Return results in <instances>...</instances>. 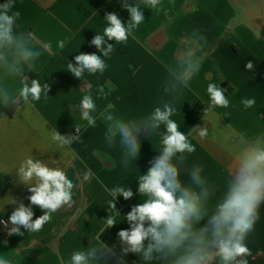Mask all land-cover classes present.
Listing matches in <instances>:
<instances>
[{"label":"crops","instance_id":"obj_1","mask_svg":"<svg viewBox=\"0 0 264 264\" xmlns=\"http://www.w3.org/2000/svg\"><path fill=\"white\" fill-rule=\"evenodd\" d=\"M128 2L134 6L136 0ZM122 3L123 0H17L16 10L21 12L18 31L31 34V46L41 52L32 71L25 65L22 74L29 82L37 78L49 83L50 91L46 101L42 97L29 105L23 101L18 106L0 105V220L7 221L20 202L30 206L28 186L15 173L29 155L47 162L49 167H56L52 161H58L75 184V203L54 213L38 233L22 228L24 235L9 236L0 224V256L14 257L20 264H61V259L68 264L74 251L100 243L95 237L104 227L102 220L108 215L106 205L111 199L105 187L120 185L133 191L127 201L117 198L121 217L143 202L136 178L146 173L149 162L159 154V133L148 136V131L142 130L143 135L138 136L140 154L125 167L118 142L111 148L106 144L107 123L98 114L105 112L124 121H138L155 107H162L163 102L171 101L166 91L169 69L175 66L177 53L190 46L203 56L202 66L176 99V113L171 117L196 146V151L187 157L186 167L201 165L209 183L222 190L236 154L246 143L264 139V0H162L160 11L142 9L145 22L126 43L108 41L113 43V51L102 57L90 42L96 34H103L107 13H116L127 25L130 14ZM61 41L63 48L59 47ZM79 52L101 56L106 64L104 73L74 77L66 67L69 62L75 63ZM249 61L254 64L253 71L245 68ZM0 80L13 90L20 87L19 78L4 76L2 71ZM209 83L220 84L226 90L228 108L203 112L210 103L206 91ZM98 86L104 87L106 98L98 95ZM89 92L97 105V123L78 134L75 125L85 123L80 120L78 104ZM252 97L256 104L245 109L241 100ZM198 126L208 127V137L198 136L193 129ZM53 129L80 138L69 148L58 150L50 142ZM233 131L236 135L226 139ZM88 170L92 175L85 180ZM180 178L188 183L186 173ZM31 207L33 219L43 215L38 206ZM259 212L260 219L247 241L253 253L250 264H264V203ZM120 219L100 236L101 242L114 247L117 254L107 264H116L120 256L117 233L130 227ZM204 223L206 220L198 227ZM124 264L142 261L129 253Z\"/></svg>","mask_w":264,"mask_h":264},{"label":"clouds","instance_id":"obj_2","mask_svg":"<svg viewBox=\"0 0 264 264\" xmlns=\"http://www.w3.org/2000/svg\"><path fill=\"white\" fill-rule=\"evenodd\" d=\"M16 3L17 0L0 3V71L4 76L19 78L20 85L13 90L0 80V105L5 107L18 106L21 101L29 105L42 97L46 101L50 91L49 83H41L37 78L29 82L27 76L22 74L25 65L27 70L32 71L41 52L31 46V34L18 31L21 12L16 10ZM122 6L130 14L127 25L116 13H107L104 17L107 26L103 34H96L90 42L102 53V57H108L113 51V43L108 41L126 43L145 22L143 8L151 11L163 8L162 0H136L134 6L128 0H123ZM59 47H64L63 41ZM102 57L95 53L79 52L74 57V64L67 63L66 70L78 79H82L85 73L102 75L106 69ZM202 62L203 56L198 54L195 47L179 51L176 64L169 69L166 80V91L172 100L163 102L162 107H155L147 117L138 121H124L110 113L98 114L107 123L104 134L106 144L111 148L118 142L125 167L129 160H135L140 154L138 136L143 135L142 130H147L148 136L159 133L162 147L149 162L146 173L136 178L137 191L143 202L132 206L121 217L116 205L117 198L123 197L127 201L133 197V191L127 186L105 187L111 199L106 205L108 215L102 220L104 227L95 237L100 243L74 251L68 264H107L116 257L114 247L101 242L100 236L118 224V217L120 221L126 220L130 227L117 233L120 256L116 264H124V257L129 253L137 255L142 264H250L253 253L247 241L260 219L259 209L264 203V139L257 138L246 143L236 154L235 165L229 170L220 190L209 183L201 165L186 167L187 157L196 151V146L190 141L189 134L181 132L178 123L171 119L176 113V99L198 74ZM245 68L253 71L254 64L249 61ZM97 91L100 97L106 98L103 86H98ZM206 91L210 103L203 112H211L216 107H229L230 100L220 84L209 83ZM256 102L255 97L241 100L245 109L253 107ZM78 105L80 120L85 122L75 125L79 134L81 129L86 131L96 126L97 105L91 92L83 95ZM193 129L198 131L201 139L209 135L206 126ZM235 135L233 131L226 139ZM49 137L50 142L60 150L69 148L79 140L80 135H62L53 129ZM52 163L57 166L49 167L47 162L31 155L21 161L15 173L19 181L28 186L30 206L20 202L7 221L0 220L9 236L24 235L22 228L28 233H38L51 221L54 213L75 203V184L58 161ZM182 173L187 174L188 183L181 180ZM91 175V170H88L84 179H89ZM11 203L17 202L12 200ZM31 206H38L43 215L33 219ZM205 220L206 223L198 227ZM3 243L7 245L6 240ZM0 264H20V261L14 257L0 256ZM61 264H64L63 259Z\"/></svg>","mask_w":264,"mask_h":264}]
</instances>
